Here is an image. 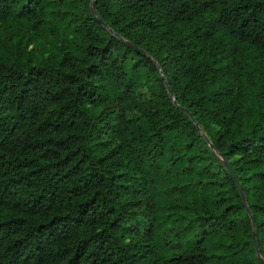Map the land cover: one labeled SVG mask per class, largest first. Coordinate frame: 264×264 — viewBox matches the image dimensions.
<instances>
[{"label": "trees", "instance_id": "trees-1", "mask_svg": "<svg viewBox=\"0 0 264 264\" xmlns=\"http://www.w3.org/2000/svg\"><path fill=\"white\" fill-rule=\"evenodd\" d=\"M94 10L0 0V264H264V0Z\"/></svg>", "mask_w": 264, "mask_h": 264}, {"label": "water", "instance_id": "water-1", "mask_svg": "<svg viewBox=\"0 0 264 264\" xmlns=\"http://www.w3.org/2000/svg\"><path fill=\"white\" fill-rule=\"evenodd\" d=\"M91 11H92V14L95 16V18L98 20V22H100L101 25H102L104 28H107V26H106V25L103 23V21L98 17V15L96 14V12H95V10H94V0H91ZM127 44H128L129 46L134 47V48L137 49L138 51L143 52L141 49L137 48L136 46H134L133 44H131V43H129V42H128ZM154 64H155V62H154ZM159 72H160V75H161V77H162V79H163V82H164V85H165V87H166L167 93L171 96L173 103L177 106V103H176V101H175V98H174V96H173L172 93H171V90H170V88H169V86H168V83H167V81L165 80V78H164V76H163V73H162L161 71H159ZM177 107H179V106H177ZM181 109H182L185 113H187V115L189 116V118H190L191 120H193L192 116H191L190 114H188V112H187L185 109H183V108H181ZM198 128H199V127H198ZM203 136H204L205 140L208 141L207 137H206L204 134H203ZM208 142H209V141H208ZM209 146H210V148H211L212 150L214 149L213 146H212L210 143H209ZM219 160H220L222 166L224 167V169L226 170V172L228 173V175L230 176L232 182L234 183L235 187L237 188V190H238V192H239V194H240V196H241V198H242V200H243V202H244V204H245V199H244V196H243L242 189H241V187H240V185H239V183H238V181H237V179H236L234 173L232 172L231 168L229 167V165L227 164V162L224 160L223 157L220 156V157H219ZM247 213H248V215L250 216V212H249V210H247ZM251 223L253 224V218H252V217H251ZM252 240H253V247H254L255 253H256V255H257L258 257H260V252H259V249H258V243H257V239H256V236H255L254 233L252 234Z\"/></svg>", "mask_w": 264, "mask_h": 264}]
</instances>
